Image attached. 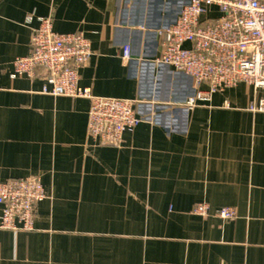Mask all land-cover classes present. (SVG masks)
I'll list each match as a JSON object with an SVG mask.
<instances>
[{
  "label": "crops",
  "instance_id": "1",
  "mask_svg": "<svg viewBox=\"0 0 264 264\" xmlns=\"http://www.w3.org/2000/svg\"><path fill=\"white\" fill-rule=\"evenodd\" d=\"M184 2L0 0V181L36 176L46 192L32 230L0 229V264H264V111L250 108L264 89L239 82L185 108L193 80L158 63L156 35ZM43 17L89 40L80 87L139 102L146 119L119 147L87 136L88 99L14 72Z\"/></svg>",
  "mask_w": 264,
  "mask_h": 264
},
{
  "label": "built area",
  "instance_id": "2",
  "mask_svg": "<svg viewBox=\"0 0 264 264\" xmlns=\"http://www.w3.org/2000/svg\"><path fill=\"white\" fill-rule=\"evenodd\" d=\"M211 7L218 11L215 18L206 16ZM156 35L161 45L158 63L193 80L186 109L210 101L214 93L239 82L264 89V0H185L175 21L159 28ZM29 46L27 56L14 59V72L34 78L42 70V94L88 99L87 136L97 144L119 147L124 133L146 119L135 99L96 96L90 88L79 86V70L92 55L83 34L57 33L50 17H43L33 29ZM130 55V46H124L123 59ZM250 108L264 111V99ZM45 198L36 176L0 181V229L32 230L36 207ZM192 213L206 216L209 206L197 203ZM217 216L231 220L236 214L222 207Z\"/></svg>",
  "mask_w": 264,
  "mask_h": 264
}]
</instances>
